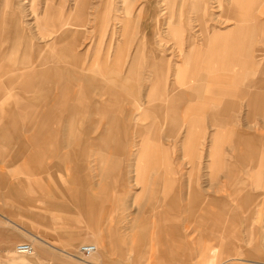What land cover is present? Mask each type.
Instances as JSON below:
<instances>
[{"label":"crops","instance_id":"obj_1","mask_svg":"<svg viewBox=\"0 0 264 264\" xmlns=\"http://www.w3.org/2000/svg\"><path fill=\"white\" fill-rule=\"evenodd\" d=\"M84 1L77 0V7L80 8ZM2 2L0 141L8 145L19 140L18 135L23 128L29 132L30 143H36L43 149L40 156L29 149L27 160L31 166L41 163L47 157L48 149L70 147L73 153L62 154L61 162L77 161V153H85L89 149L97 150L103 162L108 157L107 152L119 150L122 155L127 154L125 158L110 155L113 159L106 167V175L101 178L100 190L86 194L87 198L90 195L96 200L109 201L112 196L108 182L117 179L115 172L124 160L127 161V169H123L125 180L137 165L135 181L138 183L144 180L156 184L174 182L175 176L158 168H166L175 153L177 160L188 159V163L194 165L201 154L207 128L213 130L207 154L211 165L219 169L227 163L232 179L237 164H257L258 160H263L264 133L258 136L246 121L236 123V114L239 99H244L251 110L248 118L252 114L264 116V16L252 13L264 0H234L232 10L240 12L238 17L232 18L236 20L234 26L212 35L203 30L200 41H196L195 35H189L187 49H181L178 55L180 63L175 66H170V58L165 53L155 52L154 57L146 62L147 74L139 81L141 92L139 83L133 80L139 65L138 50L125 70L101 72L97 69L101 63L98 56L87 61L86 53L78 50L85 38L84 28L88 21L84 22L80 17H64L57 9L50 10L39 19L46 29L45 37H51L50 40L32 45L30 34L14 9L20 7L19 2ZM171 30L178 33L175 26ZM259 41L262 46L257 45ZM111 47L110 43L109 49ZM18 54L20 57H16ZM117 55H120L119 47L115 50ZM37 87L45 88L43 93L35 96L41 105L31 104L16 91L21 89L28 93ZM260 124L264 129V118ZM19 145L24 146V141ZM15 156L20 157L21 152ZM84 166L78 160L77 171ZM11 190L19 193L14 186ZM156 192L154 195L158 197L160 192ZM189 194L188 211L198 210L207 215L199 220V224L212 227L206 236L215 241V248H207L205 256L197 264H264L263 261L237 257L234 247H227L218 238L216 229L227 227L224 219H216L218 213L234 210L225 199L202 194L195 189ZM77 195L83 197L85 193L79 191ZM117 197L113 200L119 204L126 199L124 194ZM63 204L52 201L48 207L59 208ZM92 208L91 215L94 213L96 217L100 207L94 202ZM79 213L83 215L80 208ZM131 214L136 216L137 239L133 240L138 244L136 247L144 248L155 243L165 248L177 243L184 245L180 227L170 219V213L146 209ZM30 215L36 219L46 218L38 212ZM157 218L160 219L158 222ZM93 223L96 224V219ZM12 224L35 240L48 242L0 212V259H5L12 248L17 253L16 245L21 243L16 244V241L23 235ZM140 233L143 237H139ZM23 242L34 246L32 241ZM184 251V264H191L188 249ZM223 252H228L229 256L222 258ZM263 253L256 250L257 255L264 257ZM169 256L163 253L162 261L175 264L169 261Z\"/></svg>","mask_w":264,"mask_h":264},{"label":"rangeland","instance_id":"obj_2","mask_svg":"<svg viewBox=\"0 0 264 264\" xmlns=\"http://www.w3.org/2000/svg\"><path fill=\"white\" fill-rule=\"evenodd\" d=\"M17 1L20 7L14 9L18 11L24 29L30 34L32 45L46 43L51 38L45 37L46 29L39 23V19L48 11L57 9L64 17H80L82 21L89 22L84 28L86 35L82 45L78 47L79 51L86 53V60L98 56L101 63L97 69L101 72L108 69L125 70L138 50L139 65L133 79L137 83L147 74L146 62L154 57L155 52L165 53L170 58V66H175L180 63L178 55L181 49H187L189 35H195L196 41H200L203 30L210 35L213 32H225L234 26L236 20L232 18L238 17L240 13L232 10L234 0H86L80 8L77 7V0ZM263 11L264 2L254 8L252 13L264 16ZM172 26L176 27L178 33L172 32ZM257 45L262 46V42L259 41ZM117 47L120 55L115 56ZM16 57H20V54ZM138 88L141 92L140 83ZM44 90L37 87L28 93L21 89L16 91L31 104L41 105L35 96ZM238 103L236 123L246 121L251 131L261 136L264 129L260 122L264 116L252 114L248 118L251 110L246 100L239 99ZM212 132L211 128H207L201 154L194 165L189 164L188 159L177 160L175 153L171 163L166 166L167 170L163 166L158 168L161 172L175 176V181L168 184H156L151 180L138 183L135 181L137 165L134 170L129 169L133 171L125 180L123 169H127V161L124 160L115 172L117 179L108 182L112 201L96 200L90 195L87 198L86 194L100 190L101 178L106 175V167L113 159L110 155L125 158L127 154L112 150L107 152L108 157L101 162L99 152L89 149L85 153L78 152L77 161L61 162V155L73 153V150L70 147H53L46 151L47 157L41 163L31 166L27 160L29 149L35 150L39 156L43 149L36 143H30L29 132L23 128L18 135L19 140L8 145L0 141V212L48 241L42 243L35 240L12 224L23 235L16 244L32 241L35 253L20 255L12 248L5 259H0V264H121V261L123 264H164L163 253L170 255V262L184 264L185 248L190 253L188 260L191 264H197L205 256L207 248H215V241L206 236L213 230L212 227L199 224V220L207 215L187 209L190 205L189 193L194 189L202 194L217 195L234 208L233 211L218 213L216 219L221 217L227 225L216 229L218 238L227 247L233 246L237 257L264 262V257L256 254L257 249L264 252V156L257 164H237L232 179L227 163L219 169L211 165L207 154L212 143ZM21 141H24V146L19 145ZM224 148L227 151L226 144ZM17 152H21L18 158L15 156ZM226 153L229 159L230 153ZM78 160L85 164L79 172ZM13 186L18 194L11 190ZM79 191L85 195L76 196ZM155 192H160L158 197L154 195ZM121 194L126 197L123 203L114 202L113 199ZM52 201L64 204L59 208H49L48 204ZM94 202L100 207L96 217L94 213L91 215ZM79 208L83 215L79 213ZM146 209L170 213V219L175 220L180 227L184 245L177 243L165 248L155 243L144 248L136 247L138 244L133 241L137 239L134 227L136 216L131 213ZM33 212L46 218L36 219L30 215ZM95 219L96 224L93 223ZM156 220L158 222L160 219ZM147 235L150 237L149 232ZM139 237H143L141 233ZM84 244L97 245V252L83 255L80 247ZM228 256V252H223L221 257Z\"/></svg>","mask_w":264,"mask_h":264},{"label":"built area","instance_id":"obj_3","mask_svg":"<svg viewBox=\"0 0 264 264\" xmlns=\"http://www.w3.org/2000/svg\"><path fill=\"white\" fill-rule=\"evenodd\" d=\"M96 247L94 245H83L80 251L85 255H90L93 251H95ZM18 250L22 252H31L33 251V247L30 244H19Z\"/></svg>","mask_w":264,"mask_h":264},{"label":"bare ground","instance_id":"obj_4","mask_svg":"<svg viewBox=\"0 0 264 264\" xmlns=\"http://www.w3.org/2000/svg\"><path fill=\"white\" fill-rule=\"evenodd\" d=\"M36 16V15H35ZM64 48V47H63ZM69 56V55H68ZM19 244H30L32 247H33V251H31V252H22V251H19L18 250V245ZM19 244H17L16 245V252L17 253H19V254H23V255H32L33 253H34V251H35V249H34V246H33V244L32 243H30V242H21V243H19ZM84 245H94V244H84ZM83 246V245H82ZM81 246V247H82ZM95 247H96V249H95V251H93L90 255H92V254H94L96 251H97V246L96 245H94ZM81 247H80V249H81ZM82 253V252H81ZM83 254V253H82ZM83 255H85V254H83ZM89 256V255H88Z\"/></svg>","mask_w":264,"mask_h":264}]
</instances>
